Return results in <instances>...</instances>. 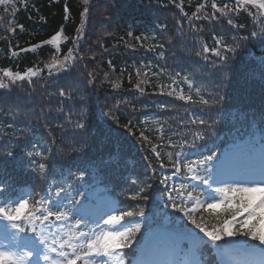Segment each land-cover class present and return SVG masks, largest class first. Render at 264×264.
<instances>
[{
  "label": "trees",
  "instance_id": "trees-1",
  "mask_svg": "<svg viewBox=\"0 0 264 264\" xmlns=\"http://www.w3.org/2000/svg\"><path fill=\"white\" fill-rule=\"evenodd\" d=\"M59 58L63 70L49 71ZM29 69L36 75H5ZM0 82L7 85L0 89V207L26 199L39 217L34 225L20 221L19 237L37 243L41 225L63 221L65 236L89 230L100 198L111 196L117 214L145 213L132 217L141 223L132 247L118 251L127 264L162 225L200 232L171 206L186 208L190 193L205 196L190 188L204 175L195 161L249 133L264 143V9L239 0H12L0 4ZM45 209L66 219L44 221ZM217 215L228 213L205 206L192 218L211 227ZM240 239L254 245L246 249L264 248ZM197 248L204 264H218L211 243ZM87 251L76 264H92Z\"/></svg>",
  "mask_w": 264,
  "mask_h": 264
},
{
  "label": "snow or ice",
  "instance_id": "snow-or-ice-1",
  "mask_svg": "<svg viewBox=\"0 0 264 264\" xmlns=\"http://www.w3.org/2000/svg\"><path fill=\"white\" fill-rule=\"evenodd\" d=\"M3 2V0H0ZM87 2V0H86ZM241 4L243 3H256L257 0H239ZM215 7V5H213ZM260 8H264V2L259 3ZM87 12V9H85ZM231 23V21H229ZM129 36L132 35L131 32L128 33ZM55 39V37H53ZM135 39L139 40L141 37L137 36ZM204 51H208L207 48ZM215 55L219 57L221 52L219 50L213 49ZM72 52V49H69V53ZM71 57H66L69 59ZM48 67H51L49 65ZM61 68L64 67L63 64L60 65ZM28 74L36 75L32 69L28 70ZM6 76L15 80L17 78L23 79V76L20 74H15L11 72H6ZM7 85L0 82V89L6 88ZM143 91V89H141ZM63 95V93H61ZM190 99V97H189ZM203 103L207 104L208 100H204ZM195 123V121H193ZM199 123L203 124L201 120ZM78 127H84L80 124ZM262 135H264V129L261 130ZM141 136H144L141 132ZM144 139L147 140V137L144 136ZM156 151L155 147L152 149ZM241 155L243 157L244 163L234 165L231 169L226 168V161L228 159L227 154L224 153L221 156H217L215 152L211 155L204 156L202 159L195 161L197 165V171H203L204 175H196L194 179L200 180L202 184L207 185L208 188H211L215 183H222L223 187H218L215 189L216 192L223 194L222 200H214L211 203L206 205V210L210 212H219L221 209L228 213L226 218H221L217 215L218 224H214L211 227L207 226L204 222H197L196 219L192 218L191 210H188L185 207H179L176 203H172V208L177 209L180 212H183L188 216L192 223L195 224L196 228L200 230L207 237V241H201V247L207 243H211L219 251L223 245L221 242L224 238L234 239V243L229 245L228 248H224V253H231L233 248L236 247H254V245L249 243L248 239H240V237L250 238L252 241L258 242L259 246H264V143L261 144V147L258 150L259 162L256 161L257 150L255 146L251 143L245 144L240 149ZM32 152H28V156L31 157ZM179 155V153H177ZM36 156H40V153L37 152ZM177 172L179 171L178 165ZM40 169H44L45 165L43 163L39 164ZM176 173H173L175 175ZM227 178L221 179L224 176ZM84 173L81 172L80 178H83ZM169 178L165 177L162 183H166ZM181 188L185 187L184 185L180 186ZM4 189L0 188V192ZM144 189L141 188L142 192ZM62 189H58L56 192L57 200L60 197ZM175 191V189L169 190ZM137 196L140 193H136ZM169 201H174L176 197L169 194ZM53 203L56 204V207H60V204L56 201ZM71 207L76 208L77 204L75 201H69ZM168 205H165L167 207ZM51 207V204L49 205ZM47 212L44 215V212H41L43 220L47 221L50 217H54L55 221H63L66 219V214L57 211L52 212L45 209ZM134 216L144 217L145 213L141 210L139 213H134L132 211L120 212L119 214L109 215L104 221L106 225L117 224L125 218H132ZM39 220V217L36 216L33 205L29 204V201L26 199H20L18 203H15L14 206L5 205L0 207V221L7 222L5 227L6 229H14L15 232L12 233V243L18 249H25L26 246H22L19 242V234L24 232L25 229L21 228L20 221H26L29 224L34 225L35 221ZM32 231L35 232V227L33 226ZM141 231V223L133 222L132 227H124L123 231H102L94 239H89L85 234H81L82 240H87V249L88 251L84 253L85 257L95 254L96 256H111L117 250L130 248L133 245V242L136 240V233ZM41 244L46 243L43 236L37 237ZM63 245H61V249ZM52 252H57L56 247H51ZM154 255H158L160 258L156 261L151 260H141L139 264H178V261L174 258V253L162 249ZM34 256H39V246L34 249H28L23 251L22 255H17V253L5 250L2 244H0V264H32L30 258ZM61 259L53 261V264H76L77 260L81 257L76 254L73 250L72 258H68L69 254L61 250L59 252ZM44 260H48L49 257L45 255ZM85 264H88V261H85ZM119 264H125L123 255L120 256ZM183 264H201V261L197 258L195 260L183 261ZM239 264V262H236Z\"/></svg>",
  "mask_w": 264,
  "mask_h": 264
},
{
  "label": "rangeland",
  "instance_id": "rangeland-1",
  "mask_svg": "<svg viewBox=\"0 0 264 264\" xmlns=\"http://www.w3.org/2000/svg\"><path fill=\"white\" fill-rule=\"evenodd\" d=\"M11 2H12V0H3V2H0V4L7 5V4L11 3ZM256 3H254V4L256 5V8L259 11H261V9H264V8H260L259 7V3H261V2H256ZM63 38L64 37L61 34H59V35L55 36V39L53 41L54 42H59V41L63 40ZM61 64H63V65L66 64V61H62L61 58H59L58 60L55 59V60H53L51 62V66L53 68H55L54 73L55 72H61L63 70L64 67L61 68L60 67ZM49 71H52L51 67H50ZM37 73L40 74L41 72H37ZM15 74H17V73H13V75H15ZM20 76L29 77V76H32V75L28 74V71H27L26 74H22L21 73ZM223 186L224 185L222 183H218V184H216L213 187V189L210 191V195L208 197V203H211L214 200H222L223 199V194L215 191L216 188L223 187ZM18 202H19V200H16L13 203H11L9 206H14L15 203H18ZM112 207H113L112 205H108V206L104 207L101 210V212H99L97 214V220H96V223H95V229H94V232L90 234V236H89L90 239H94L97 235H99L100 232L105 231V230H107V231H113V230L123 231L124 227H126V226L127 227H131V223L127 222V221H124V220L120 221L117 224H113V225H106L104 223V221L107 219V217L109 215H112L110 213L111 212L110 210L112 209ZM106 214H108V216ZM185 216L186 215L183 212H180V211H179V213H175V218H177L180 223L184 222V219H185L184 217ZM166 219L171 220V217H169V218L166 217ZM39 230H37V231L40 232L39 235L43 236L44 240L46 241V244H44V245H47L48 243H50L51 245L55 246L56 243L62 241L61 245H63V248L61 249V245H59L60 246L59 248L56 247L57 248V252H52L50 250L48 252H42V256L37 257V259H34L35 256L30 258L32 260V264H53V261L61 259V257L59 256V252L61 250H63L64 252L70 254L68 251H72L73 252V250H75L76 247H78V246L82 247L83 243L80 242V241H77L78 237L75 235V233H70L67 236H65V231H63V228L60 226V223L52 226V228H48V227L46 228V227L41 225L39 227ZM50 230H52V231L50 232ZM3 231H5V230L3 228H0V244L3 245L5 250H10V251H13V252L17 253V255H22L23 251H25V249H23V250L22 249H18L12 243V238H11V235L9 234V232L5 231V233H4ZM8 234L10 236H8ZM69 238L72 241L74 240L75 243H71L70 244L69 243ZM68 247H70V249H68ZM28 249H34V247L28 245V246H26V250H28ZM45 255H47L49 257L48 260H44L43 257ZM226 255L230 256V258L234 262L236 261V257H237L236 254L231 253V254H226ZM68 258H72L71 255H69ZM178 258H180V257H178ZM119 260H120V253L117 250L111 256H103V255L98 256V260L92 262V264H119ZM185 260H186V257H182V260L180 259V263H178V264H183V261H185ZM87 261L89 262V260H87Z\"/></svg>",
  "mask_w": 264,
  "mask_h": 264
}]
</instances>
